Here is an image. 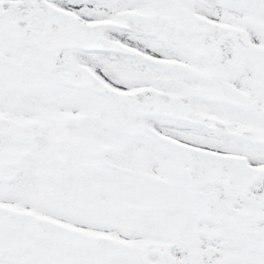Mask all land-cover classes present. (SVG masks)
Returning a JSON list of instances; mask_svg holds the SVG:
<instances>
[{"label": "flooded vegetation", "instance_id": "obj_1", "mask_svg": "<svg viewBox=\"0 0 264 264\" xmlns=\"http://www.w3.org/2000/svg\"><path fill=\"white\" fill-rule=\"evenodd\" d=\"M63 1L65 10L51 8L50 0H0V188L4 186L0 234L9 236L0 237V249L39 242L37 236L45 226L64 230L46 223L43 216L48 215L66 219L70 227L88 221L99 230L109 222L119 230L115 218L116 222L122 218L118 210L125 207L124 189L133 180L136 189L142 176L149 179L160 168L172 170L170 181L179 178L191 183L185 173L183 144L233 157L221 168L199 158L198 165L209 167L203 173L207 182L197 189L198 194L210 197L218 186L214 200L221 192L227 195L225 204L215 203L228 218L223 225L230 224L237 236L248 237L250 243L243 245H251L264 262V138L260 137L264 134V65L262 54L255 51L258 46L263 50L264 41L252 42L251 51L233 43L230 60L219 64L214 62L217 52L211 46H189L208 37V31H196L200 24H185L177 33L166 34L174 26L168 9L188 7L189 0ZM212 1L241 6L228 27L220 26L219 33L229 37V30L241 28L250 39L253 31L264 34V0ZM249 2L258 4L261 12L244 11ZM152 12L161 15L160 19ZM114 14H132L131 26L149 33L139 39H108L102 32L119 28ZM139 19L147 26L142 27ZM255 23L258 26L250 27ZM153 30L158 35L151 36ZM164 38L179 41L181 52L170 57L175 51H169ZM197 46L198 55L194 53ZM154 58L178 60L188 69H165L148 60ZM70 68L87 73L91 84L67 85ZM99 72L107 79L99 78ZM209 73L217 75L216 81L224 77L237 93L220 96L230 90L203 76ZM60 124L74 137L104 149L92 154L76 144L54 142L48 133ZM127 152L137 162L132 173L124 163ZM52 161L58 167L51 169L45 185H54L57 191L47 193V200L62 204L59 208L64 212L72 206L66 199L70 186L69 190L81 195L78 203L82 207L77 206L75 217L55 215L38 194L39 172ZM29 173L33 176L27 179ZM30 180L32 186L27 184ZM149 180L143 183L149 186ZM19 189L23 196L8 195ZM81 210L94 215L85 220ZM248 213H260L261 220H248ZM60 235L43 239L61 243Z\"/></svg>", "mask_w": 264, "mask_h": 264}, {"label": "rangeland", "instance_id": "obj_2", "mask_svg": "<svg viewBox=\"0 0 264 264\" xmlns=\"http://www.w3.org/2000/svg\"><path fill=\"white\" fill-rule=\"evenodd\" d=\"M50 1L52 2V4L49 3L51 8L65 10L64 7L66 6V1ZM86 1H90L91 3L97 2V0ZM190 5L193 6V9H195L201 17L199 23L200 26L196 31H208L209 34L206 39H198L197 41L190 42L189 46L194 48V45L197 43L200 45L203 44L207 47L211 46L213 50L217 52L216 58H214L215 63L220 64V62L229 61L230 55L228 54V51L234 47V44H232L231 40L228 39L226 35L218 32V27L222 25L228 27L229 20H233V18L237 16V12L241 10V6H236L238 5L236 3L234 6L233 4L226 5L224 2L211 0H196L194 4L190 3ZM96 7L98 6L96 5ZM243 10L249 12H261V8L258 7V4L252 2L246 4ZM168 11H170V9H168ZM108 14L109 13H106L104 17ZM151 15H155L158 19L161 17L157 12H152ZM113 17L117 21L116 23L119 25V28L116 30L110 29L103 31L102 34L108 39H139L142 37V34H145L146 36L149 33H141L142 31H137L131 26V20H134L135 18L132 14H125L121 17L114 14ZM85 18L87 17L85 16ZM139 24L144 27L147 26L141 19H139ZM252 25L253 27L258 26L255 23L251 24L250 27H252ZM170 27L172 28L171 31L166 28L167 35H172L175 32V30H173L174 27ZM156 31L157 30L151 31V36L154 34L158 35ZM252 35L251 40L253 42L264 41V34L259 35L253 31ZM161 40L163 43L166 42V44L169 45L167 46L169 51H175L174 54L170 53V57L181 52L179 49L180 42L176 41V39L164 38ZM171 40L174 42H171ZM170 45L173 46L170 47ZM255 51L262 54L261 60L264 65V47L262 50L261 47L258 46ZM253 59H255V57ZM103 77L107 79L104 72H99V78ZM124 158V163L127 165L126 169L131 173L134 172L136 170L135 166H137V162L133 161L130 152H127ZM50 163L51 164L48 166L42 167L39 172L37 181H39L40 188L38 194L40 197H43L46 209L51 212L54 211L55 215L58 213L60 218L64 215L70 218L75 217L77 206L82 207L81 204L78 203L81 195L69 190L68 188H71L70 186L67 187L68 194L66 195V199L72 204V206L64 209V212L60 209L62 204H58L57 201L51 202L47 200V193L57 191L54 189V185L52 187L45 185L46 177L51 174V169L54 171L55 168L58 167L57 163L53 161ZM45 169L48 172H44ZM125 172L127 171L125 170L124 173ZM31 176H33V173L26 174L27 179H30ZM169 177H173L171 169L161 171L159 168L156 170V174L149 175V179H151L149 186L145 183L147 180H150L142 176V180L143 182L145 181V183L140 182L139 186L134 189L133 180L129 185L131 188L124 189L123 200L128 199L129 194H131L132 201L136 198L140 203V207L137 205L138 202L130 203L128 201L127 203H124V205H126L125 208H119L118 210V213L122 212V218H120L118 222H116L117 217L115 218V224L118 225L120 220L123 219L125 227L129 228L131 226L130 220L127 217V214L124 216L123 211L125 210V212H128L129 210H135L136 212L139 209V211H137L140 212L139 215H134L135 221L132 233H130L129 230H126L129 234L128 237L121 232V228L115 230L114 228L109 227L108 230L99 231L98 228L96 229L92 225L90 226L83 222H81L82 225L70 227L69 224L72 223H68L66 219L62 220L56 218V216L51 217L49 215L43 216L46 223L52 222V224L55 223L57 226H63L64 230L58 229L56 232L53 231L51 227L45 226V230L37 236L42 242L46 241L43 237H55L53 236L55 233L57 235V233L69 229H79L85 235H99L100 240L95 248H74L65 245V247H67L65 252H63L64 249L62 250L57 247L59 242L56 239H54L53 242L51 241L52 243L50 244L47 242L49 239L43 243L40 241L36 243L29 242V244L22 242L18 243L17 247L11 248V250L5 245H1L5 246V248L1 247L0 249V264H264L263 260L256 258L257 254L251 250V245L246 244L242 247L244 242L250 243L248 237L241 234L237 236V234L230 229V224H227V226L223 225L228 223V218L216 208L215 203L217 201V204L223 205L229 201V199L227 195L221 192L220 195H216V200H214V192L219 189L218 186H215L213 189L212 194L210 195L211 198H206L205 196L202 197V195H198L195 187H192L186 181L179 178L170 181L168 180ZM31 182L32 180L27 184L32 186L33 183ZM155 186L156 189L154 188ZM78 187L81 186L79 185ZM2 188H4V186ZM2 188H0V192L2 191ZM134 190L135 192L133 194ZM30 191L33 193L32 188H30ZM4 193L7 194V191ZM9 194L14 196L19 194L22 195L20 189L14 190V192H9L8 195ZM208 199L209 203H207ZM73 201H75V203H72ZM9 206H11V204H9ZM164 207L169 209V212L164 210ZM80 212L85 220L90 219L91 216L94 215L87 210H81ZM112 213L114 216L117 215L115 210H113ZM166 216L171 217L172 219L170 221L175 224L173 228L168 230L170 233L164 232L166 238L169 239L171 237L173 230H178L180 232V238L174 242L170 251L164 255V257L160 258L155 254L149 255L150 253L147 255L141 254V247L144 245L149 246V242L152 241L151 239L156 236L154 233H159L161 231L160 225H162L163 218ZM55 218L57 220H55ZM22 219L25 220L26 218ZM73 219L75 220L76 218ZM24 234L29 236L27 231L24 232ZM0 237L6 239L9 236L8 234L1 233ZM159 238L165 241L164 237ZM61 246L63 247V245ZM240 246L242 248H240ZM5 254L8 255L4 256ZM26 254H28L29 259H27ZM93 258L97 259L94 261Z\"/></svg>", "mask_w": 264, "mask_h": 264}, {"label": "water", "instance_id": "obj_3", "mask_svg": "<svg viewBox=\"0 0 264 264\" xmlns=\"http://www.w3.org/2000/svg\"><path fill=\"white\" fill-rule=\"evenodd\" d=\"M174 17L176 18V20H178V22H183V21H185L187 18L188 19H194L195 18V16L194 15H192V14H188L186 11L185 12H183V10H181V13L179 12V10H177L176 12H175V15H174ZM235 37H236V39H237V42H238V44L239 45H242V46H245V45H247L246 43H247V41H246V37L244 36V38L243 37H239V35H237V33H236V35H235ZM163 63V62H162ZM165 64V63H164ZM167 65H169V66H171V67H174V68H180V66L179 65H177V64H174L173 62L172 63H170V62H167ZM64 139H67V140H72V141H74V139L71 137H64ZM187 154L189 153V152H186ZM189 156H190V159H191V164H190V168H189V170H188V172H187V174H188V176L189 177H191V179H192V181H194L198 186L200 185L199 184V180H198V168L194 165V155H193V152H191V153H189L188 154ZM217 161H219V160H217ZM200 179V178H199ZM257 215H249L248 217V220H252V222H254V220L255 221H259V219H258V217H256ZM71 237L70 236H67V239H70ZM74 239V238H73ZM74 241L75 242H77V243H79V244H83V245H87V244H90V243H92V241L89 239V238H85V237H82V236H78V235H76V237H75V239H74ZM157 249L159 250V251H162V252H164L166 249H167V246H164V245H161V244H159L158 246H157Z\"/></svg>", "mask_w": 264, "mask_h": 264}]
</instances>
